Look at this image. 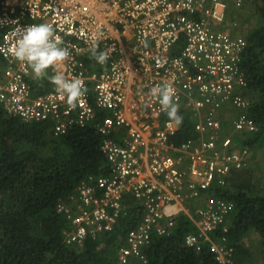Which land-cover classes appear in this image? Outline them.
Segmentation results:
<instances>
[{
  "label": "built area",
  "instance_id": "1",
  "mask_svg": "<svg viewBox=\"0 0 264 264\" xmlns=\"http://www.w3.org/2000/svg\"><path fill=\"white\" fill-rule=\"evenodd\" d=\"M230 1L242 5V0H0V105L25 122H50L57 138L87 125L102 137L109 172L87 175L57 204L71 223L64 231L68 245L112 231L130 195L144 212L114 264L144 258L141 248L153 234H171L180 215L196 228L185 236L187 246L200 250L209 243L221 264L231 263L234 248L225 236L211 235L228 231L235 208L218 189L248 166L251 152L224 134V122L247 134L258 126L246 114L248 42L227 27ZM41 23L51 24L69 51L55 70L83 81L75 109L54 85L45 87L47 78H34L10 53L27 27ZM94 44L108 52L103 66L91 57ZM165 83L175 90L178 114L195 119L196 136L179 144L173 138L182 123L170 121L150 92Z\"/></svg>",
  "mask_w": 264,
  "mask_h": 264
},
{
  "label": "trees",
  "instance_id": "2",
  "mask_svg": "<svg viewBox=\"0 0 264 264\" xmlns=\"http://www.w3.org/2000/svg\"><path fill=\"white\" fill-rule=\"evenodd\" d=\"M252 2L260 20L246 36L243 65L251 102L246 114L258 130L233 134L224 122V134L250 152L264 145V0ZM185 114L173 138L177 144L196 136L195 119ZM50 125L25 123L0 105V264H114L127 233L142 219V202L126 196L124 212L112 231L89 236L81 246L66 244L64 231L71 223L57 204L87 175L107 174L108 160L94 125L74 126L59 138L51 135ZM250 162L251 157L247 167L235 171L230 183L218 189L235 205L228 231L211 233L216 240L225 236L234 248L229 264H253L257 254L245 242L252 231L260 235L259 253L264 256V187L251 184ZM195 229L187 216L180 215L171 234H153L141 248L144 258L137 257L131 264H221L209 243L200 250L187 246L185 236Z\"/></svg>",
  "mask_w": 264,
  "mask_h": 264
},
{
  "label": "clouds",
  "instance_id": "3",
  "mask_svg": "<svg viewBox=\"0 0 264 264\" xmlns=\"http://www.w3.org/2000/svg\"><path fill=\"white\" fill-rule=\"evenodd\" d=\"M10 53L16 61L28 65L34 78H47L54 85L55 91L61 96V99L66 98L69 109L77 107V101L85 92L83 81L78 78L70 79L63 72L55 70L68 58L69 51L62 46V40L55 35V30L51 24L41 23L27 27ZM90 54L101 66L105 65L109 59L108 52L100 50L98 44L91 47ZM49 68L54 70V74L49 75ZM150 92L151 96L158 101L161 108L166 112L169 120L179 126L182 123V117L178 114L179 109L174 99V88L165 83L153 87ZM67 195L64 199L67 198Z\"/></svg>",
  "mask_w": 264,
  "mask_h": 264
},
{
  "label": "rangeland",
  "instance_id": "4",
  "mask_svg": "<svg viewBox=\"0 0 264 264\" xmlns=\"http://www.w3.org/2000/svg\"><path fill=\"white\" fill-rule=\"evenodd\" d=\"M227 20V27H229L234 34L245 37L259 24L260 14L254 9L252 0H242V5L240 7H237L234 3L231 5ZM3 67L4 62L0 58V70ZM227 128L232 129V126L227 125ZM232 133L236 134L234 131ZM248 170L252 171L251 184L256 189L264 187V145L251 151V162ZM195 208L196 206L192 207L193 212ZM245 242L257 254L253 264H264V256L259 253V250H261L260 235L252 231L246 237ZM136 259L138 258L133 257L131 261H135Z\"/></svg>",
  "mask_w": 264,
  "mask_h": 264
},
{
  "label": "crops",
  "instance_id": "5",
  "mask_svg": "<svg viewBox=\"0 0 264 264\" xmlns=\"http://www.w3.org/2000/svg\"><path fill=\"white\" fill-rule=\"evenodd\" d=\"M45 85H46V87L52 88V84L50 83V81H46Z\"/></svg>",
  "mask_w": 264,
  "mask_h": 264
}]
</instances>
